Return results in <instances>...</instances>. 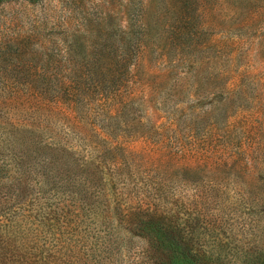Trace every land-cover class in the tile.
Here are the masks:
<instances>
[{
    "label": "trees",
    "instance_id": "16d2710c",
    "mask_svg": "<svg viewBox=\"0 0 264 264\" xmlns=\"http://www.w3.org/2000/svg\"><path fill=\"white\" fill-rule=\"evenodd\" d=\"M12 1L16 0H0V4ZM166 13L170 23L132 26L126 40L75 42L68 57L72 68L62 76L60 87L37 91L38 96H47L46 103L35 106L44 111L45 122L40 124L45 126L37 123L34 129H20L17 150L8 152V162L6 155L0 156V196H19L24 190H20L22 178L34 173L44 188L57 185L59 176L78 203L68 222L66 248L73 259L66 264H114L123 248L137 247L135 240L153 253L155 264H264V174L247 187L243 179L247 156L242 151L246 138L234 133L236 129L226 135L215 132L219 121L230 127V118L243 108L231 112L233 108L222 105L220 118L212 120L210 115L212 134L203 139L213 141L205 147L166 154L168 169H173L171 181L144 184L149 175L144 164H155L152 157L137 158L135 170L131 169L123 144L151 140L155 149L164 147L153 127L149 134L128 130L131 120H140L135 118L140 100L135 94V70L144 77L152 66L193 69L200 61L197 53L208 45L199 40L212 27L208 24L212 12L176 8ZM61 118L80 124L70 127L77 128L79 142L87 150V159L78 168L67 157L68 151L59 164L57 148L44 140L45 132L54 135L51 120ZM90 132L100 142L88 140ZM185 160L194 165H184ZM250 160L259 161L252 156ZM191 171L195 180L188 183L183 176ZM133 175L134 184L129 181ZM107 184L112 196L108 204L103 197Z\"/></svg>",
    "mask_w": 264,
    "mask_h": 264
},
{
    "label": "rangeland",
    "instance_id": "374dc122",
    "mask_svg": "<svg viewBox=\"0 0 264 264\" xmlns=\"http://www.w3.org/2000/svg\"><path fill=\"white\" fill-rule=\"evenodd\" d=\"M176 8L212 12L208 23L212 27L199 40L208 45L197 53L200 61L193 69L152 66L144 77L135 70V94L140 99L135 118L140 120H131L128 130L149 134L153 127L164 147L155 149L151 140L123 144L131 169L135 170L137 158L152 157L155 164H144L149 169L144 184L171 181L173 169H168L166 154L200 149L213 141L203 138L212 134L209 122L220 118L222 105H226L233 108L231 112L236 107L244 111L230 118V127L219 121L215 132L226 135L236 129L234 133L246 138L242 151L248 172L243 179L247 187L257 184L264 174V0H16L0 4L1 159L6 155L4 162H8V152L17 150L20 129H34L37 123L45 126L40 123L46 115L35 106L46 103L47 96H38L37 91L60 87L62 76L72 68L68 57L74 53L75 42L126 40L132 26L170 23L166 11ZM51 122L54 135L45 132L44 140L57 148L59 164L68 151L67 157L78 168L87 159V150L79 142L77 128L70 127L80 124L64 118ZM87 137L100 142L91 132ZM251 156L259 161L250 160ZM183 164L194 165L190 160ZM194 175L187 172L183 178L189 183L195 180ZM55 180L57 185L49 183L44 188L41 178L29 173L22 178L25 183L20 190H24L19 196H0V264H66L73 259L66 248L67 230L78 203L71 199L62 179L58 176ZM129 181L135 183L134 175ZM104 190L108 204L112 201L108 184ZM258 226L261 228L262 222ZM134 242L137 247L123 248L114 264H155L145 244Z\"/></svg>",
    "mask_w": 264,
    "mask_h": 264
}]
</instances>
